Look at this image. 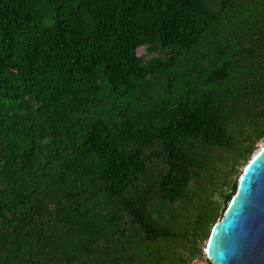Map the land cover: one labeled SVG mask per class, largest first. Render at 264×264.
Here are the masks:
<instances>
[{
	"label": "trees",
	"instance_id": "1",
	"mask_svg": "<svg viewBox=\"0 0 264 264\" xmlns=\"http://www.w3.org/2000/svg\"><path fill=\"white\" fill-rule=\"evenodd\" d=\"M264 140V0H0V264H193Z\"/></svg>",
	"mask_w": 264,
	"mask_h": 264
},
{
	"label": "water",
	"instance_id": "2",
	"mask_svg": "<svg viewBox=\"0 0 264 264\" xmlns=\"http://www.w3.org/2000/svg\"><path fill=\"white\" fill-rule=\"evenodd\" d=\"M206 246L211 264H264V146L244 168Z\"/></svg>",
	"mask_w": 264,
	"mask_h": 264
},
{
	"label": "rangeland",
	"instance_id": "3",
	"mask_svg": "<svg viewBox=\"0 0 264 264\" xmlns=\"http://www.w3.org/2000/svg\"><path fill=\"white\" fill-rule=\"evenodd\" d=\"M260 147H259V149H258V151L257 152H255L254 154H253V156L254 155H256V154H258L259 152H260V150L262 149V147L264 146V140H262L261 142H260ZM252 156V157H253ZM243 170H244V168H243ZM231 202V201H230ZM230 206V203H229V205H228V207ZM220 222V221H219ZM210 239V238H209ZM208 242H209V240H208ZM206 244H207V241H206ZM206 244H205V247H206V249H207V246H206ZM205 248H204V251L206 250ZM208 253V252H207ZM207 253H205V256H204V258L203 259H201V260H199V261H196L195 262V264H211V259H210V256H209V253L207 254ZM193 264H194V262H193Z\"/></svg>",
	"mask_w": 264,
	"mask_h": 264
},
{
	"label": "built area",
	"instance_id": "4",
	"mask_svg": "<svg viewBox=\"0 0 264 264\" xmlns=\"http://www.w3.org/2000/svg\"><path fill=\"white\" fill-rule=\"evenodd\" d=\"M205 249H206V248H205ZM207 252H208V250L206 249V250H205V253H207ZM207 254H208V253H207ZM194 264H195V262H194Z\"/></svg>",
	"mask_w": 264,
	"mask_h": 264
}]
</instances>
